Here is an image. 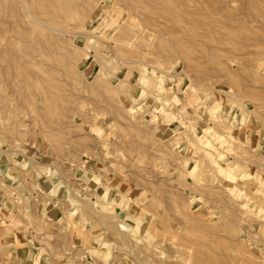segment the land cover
I'll list each match as a JSON object with an SVG mask.
<instances>
[{
    "label": "rangeland",
    "instance_id": "1",
    "mask_svg": "<svg viewBox=\"0 0 264 264\" xmlns=\"http://www.w3.org/2000/svg\"><path fill=\"white\" fill-rule=\"evenodd\" d=\"M8 234L55 264H264V0H0Z\"/></svg>",
    "mask_w": 264,
    "mask_h": 264
},
{
    "label": "crops",
    "instance_id": "2",
    "mask_svg": "<svg viewBox=\"0 0 264 264\" xmlns=\"http://www.w3.org/2000/svg\"><path fill=\"white\" fill-rule=\"evenodd\" d=\"M0 244L1 251L10 255L12 264H55L48 251L41 254V245L30 242L24 235L8 234Z\"/></svg>",
    "mask_w": 264,
    "mask_h": 264
},
{
    "label": "bare ground",
    "instance_id": "3",
    "mask_svg": "<svg viewBox=\"0 0 264 264\" xmlns=\"http://www.w3.org/2000/svg\"><path fill=\"white\" fill-rule=\"evenodd\" d=\"M33 18V17H32ZM34 20V19H33ZM35 21V20H34Z\"/></svg>",
    "mask_w": 264,
    "mask_h": 264
}]
</instances>
